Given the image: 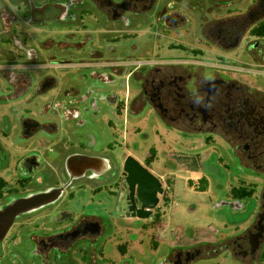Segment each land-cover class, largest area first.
<instances>
[{
    "label": "flooded vegetation",
    "instance_id": "obj_1",
    "mask_svg": "<svg viewBox=\"0 0 264 264\" xmlns=\"http://www.w3.org/2000/svg\"><path fill=\"white\" fill-rule=\"evenodd\" d=\"M238 1L0 0V104H53L63 107L59 118H72L82 104H110L118 115L147 109L166 132L214 135L231 149L244 178H251L229 189V197L252 202L248 223L216 245L171 250L170 264L212 257L219 261L212 264H264V84L248 82L264 77V35L253 32L264 22V0H246L245 8ZM140 35L154 58L127 67L139 58H123L124 43ZM111 85L121 89L105 93ZM60 122L0 115V214L25 204L0 237V264H109V237L100 240L106 232L102 218L67 221L58 210L66 190L87 184L103 190L109 177L123 203L109 213L138 229L160 223L167 179L153 172L151 161L141 165L158 177L164 192L141 219L137 201L127 210L122 166L128 154L117 162L83 147L71 152L59 140L61 133L68 136ZM36 135L49 139L27 143ZM241 190L252 192L245 196ZM45 218L55 224L47 226ZM122 232L129 234L130 226ZM23 236L25 254L18 252Z\"/></svg>",
    "mask_w": 264,
    "mask_h": 264
},
{
    "label": "rangeland",
    "instance_id": "obj_2",
    "mask_svg": "<svg viewBox=\"0 0 264 264\" xmlns=\"http://www.w3.org/2000/svg\"><path fill=\"white\" fill-rule=\"evenodd\" d=\"M245 1H238L237 7L245 8ZM149 46L150 43L143 35L134 40H126L122 57H134L139 58L137 62H147L154 58L153 54L144 49ZM133 47L136 50L132 51ZM238 53L240 51L231 52L228 56L234 58ZM248 82L253 85L264 84V77H248ZM128 86L132 90L133 82L130 81ZM120 89L115 85L108 88L105 86V93ZM124 94L122 91L121 99ZM43 107L45 112L42 111ZM76 108L79 112L74 113L72 118H59L58 113L63 109L60 106L28 104L22 107L7 103L0 104V115L11 120L26 116L40 122L61 121L59 127L66 130L68 136L64 137L61 133L59 140L69 145L67 150L73 152L83 147L85 153L114 157L117 162L127 154L140 163L148 159L153 172L167 179L168 201L160 223L152 229H138L137 224L117 220V214L108 212L123 206V203H119L121 199L118 198L117 181L111 180V177L105 181L103 190L98 191L95 184H87L77 189H68L59 198L58 210L62 216H66V220L71 217L77 221L91 214L102 218L106 232L100 240L109 237L104 246L109 264H170L166 259L171 250L216 245L223 238L236 234L248 223L253 210L252 202L250 199L236 200L229 197V189L237 186L242 179L248 182L251 178H244L231 156V149L223 146L214 135L182 136L166 132L152 119L147 109L118 115L115 107L110 104H82ZM37 137L39 135L27 143L34 145L37 140L47 142L49 139L47 135ZM9 143L12 147L11 141ZM9 143H6L7 148ZM44 221L47 226H53L54 222L50 223L46 218ZM107 223L117 225L120 232L113 233ZM125 226H130L129 234H123ZM22 239L18 252L25 254L24 236ZM214 262L219 261L212 257L199 261V264Z\"/></svg>",
    "mask_w": 264,
    "mask_h": 264
},
{
    "label": "water",
    "instance_id": "obj_3",
    "mask_svg": "<svg viewBox=\"0 0 264 264\" xmlns=\"http://www.w3.org/2000/svg\"><path fill=\"white\" fill-rule=\"evenodd\" d=\"M122 170L125 174V185L128 190L127 200L128 205H130L127 208L128 212L134 210L135 201H137L139 203V208L136 209L137 216L141 219L148 218L152 210L158 205V196L164 192L160 180L131 155L125 158ZM24 206V203H20L9 207L0 214V237L4 234L15 214Z\"/></svg>",
    "mask_w": 264,
    "mask_h": 264
},
{
    "label": "trees",
    "instance_id": "obj_4",
    "mask_svg": "<svg viewBox=\"0 0 264 264\" xmlns=\"http://www.w3.org/2000/svg\"><path fill=\"white\" fill-rule=\"evenodd\" d=\"M253 32H254V35H264V22H262V23L256 25V26L254 27V31H253ZM167 186H168V185H167ZM233 190H235V188H234ZM236 192H239V190H237ZM240 192H241L242 195L249 196V195L251 194L252 191L249 190L248 192H246V191L241 190ZM233 198H237V199H245V198H249V197H233ZM167 200H168V199H167Z\"/></svg>",
    "mask_w": 264,
    "mask_h": 264
},
{
    "label": "built area",
    "instance_id": "obj_5",
    "mask_svg": "<svg viewBox=\"0 0 264 264\" xmlns=\"http://www.w3.org/2000/svg\"><path fill=\"white\" fill-rule=\"evenodd\" d=\"M139 63V62H138ZM137 61L133 62V61H130L128 63H126V66L127 67H134L136 64H138Z\"/></svg>",
    "mask_w": 264,
    "mask_h": 264
}]
</instances>
